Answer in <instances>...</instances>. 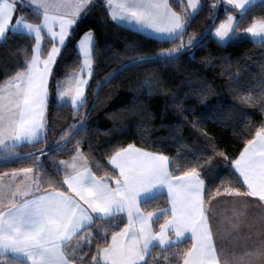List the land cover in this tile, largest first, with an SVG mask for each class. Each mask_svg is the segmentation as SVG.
Masks as SVG:
<instances>
[{"label": "snow or ice", "instance_id": "snow-or-ice-1", "mask_svg": "<svg viewBox=\"0 0 264 264\" xmlns=\"http://www.w3.org/2000/svg\"><path fill=\"white\" fill-rule=\"evenodd\" d=\"M176 2L182 4L183 0ZM18 3L28 8L39 23L28 22L25 16L13 22ZM256 3L216 0L204 5L201 0H186L187 7L181 14L173 10L169 0H0V43L9 35L35 40L31 57L24 60L23 67L0 81V161L30 159L35 165L0 174V264H88L85 257L93 240L96 252L91 264H229L221 256L224 248L218 250L214 238L212 201L227 196L254 197L264 202V121L231 162L246 190L222 183L214 193L208 189L207 196L202 165L185 167L135 144L117 148L109 157L107 163L117 174L98 177L77 141L71 160L60 161L66 191L52 188L51 178L45 180L47 173L41 175L43 165L36 155L22 158L17 148L42 142L49 130L46 111L53 69L78 24L93 8H105L111 20L134 25L159 43L180 42L170 50L137 57L132 61L135 66L169 64L210 41L220 47L240 41L264 47V18L253 20L243 33L239 32ZM204 7L211 11L209 27L199 37L188 35V26ZM221 12L225 13L224 22L216 26ZM230 12L236 15L227 14ZM46 38L52 47L45 54L41 45ZM95 46L94 33L86 32L76 46L78 69L68 66L65 78L55 81L56 100L70 106L74 114L87 102L85 92L93 74ZM24 51L27 53V49ZM111 78H105V83ZM252 91L259 94L242 96L241 101L253 107L259 105L258 110L264 114V82ZM85 127L86 118L66 133L78 136ZM62 139L64 146L71 142L70 138ZM60 147L57 143L52 150ZM95 167L99 170L101 165ZM52 168L57 173L62 171L55 164ZM165 193L167 207L147 208L157 194ZM242 214H237V220ZM117 217L121 220L115 222ZM97 221L103 229L98 228ZM229 223L237 233L233 240L238 242L241 223L231 218ZM257 223L264 235V222ZM244 227L251 229L253 225ZM253 260L264 264V239L252 251L243 252L236 264H253Z\"/></svg>", "mask_w": 264, "mask_h": 264}, {"label": "trees", "instance_id": "trees-1", "mask_svg": "<svg viewBox=\"0 0 264 264\" xmlns=\"http://www.w3.org/2000/svg\"><path fill=\"white\" fill-rule=\"evenodd\" d=\"M215 2L201 0L204 5ZM170 3L177 11L187 7L185 0L182 4L176 0H170ZM15 14L25 16L29 22L39 23V19L20 3ZM210 17V9L204 7L188 26L187 34L199 37L209 27ZM260 18H264L261 0L245 16L239 31H244L253 20ZM224 19L225 13L221 12L216 25ZM88 31L94 33L96 41L93 74L85 92L87 102L74 114L70 106H63L56 100L55 81L65 78L68 66H72L71 70L78 69L80 59L76 46ZM188 35L184 37L185 44ZM179 43H159L111 20L105 8H93L88 18L78 24L69 38L67 50L62 52V58L53 69L46 111L49 130L42 142L19 146V156L36 155L43 165L41 175L47 173L45 180L51 178L52 188L66 191L62 171L57 173L52 165L59 167L60 161L75 155L77 141L80 142V151L88 158L89 167L98 177L106 173L117 174L107 163L109 157L117 148L135 144L166 155L185 167L197 163L202 165L200 172L206 182V196L208 189L214 193L222 183L246 190L231 162L237 159L247 140L254 136L264 121L259 105L253 107L240 99L259 94L252 90L264 82V47L247 41L220 47L215 41H210L169 64L132 65L139 56L155 55ZM34 44V39L20 35H9L0 43V81L23 67L24 60L31 57ZM51 47L46 38L43 52L46 54ZM123 65L128 67L122 69ZM108 77L112 78L105 83ZM83 114L85 130L78 136L66 133L70 126L79 124L77 118ZM62 137L70 138L71 142L64 146ZM57 143L61 147L53 151ZM95 164L101 165L99 170ZM24 167L35 168V165L30 159L0 161V174ZM167 206L165 193L157 194L147 208L154 210ZM97 225L99 229L104 227L99 221ZM119 226L123 227V223ZM95 252L96 241L93 240L85 257L88 264H91Z\"/></svg>", "mask_w": 264, "mask_h": 264}, {"label": "crops", "instance_id": "crops-1", "mask_svg": "<svg viewBox=\"0 0 264 264\" xmlns=\"http://www.w3.org/2000/svg\"><path fill=\"white\" fill-rule=\"evenodd\" d=\"M259 1L260 0H257V2ZM173 10L183 14L182 11H177L174 8ZM230 15L235 16L236 14H230ZM20 16L22 15H14L13 22L15 21L16 18ZM121 25L137 30L136 26L134 25H127V24H121ZM143 34L147 35L146 33ZM70 160L71 159L63 160V161H70ZM59 166L63 171L64 170L63 165L60 164ZM245 202H247V207L244 206ZM212 211L215 215V220L213 221V231L215 233L214 238L217 241L218 250L221 247L224 248L225 251L221 254V256L222 259L227 258L229 264H236L238 257L242 255L243 252L252 251L256 246H258L260 240L264 239V235L261 234L259 223H257V222H264V202L259 201L258 198L219 196L217 197V199L212 201ZM240 213L243 214L239 215L237 220V214ZM229 218H231L233 222L241 223L242 227H241V232L239 233V236L241 238L238 240V242L236 240H233V237L237 236V233L233 230L232 224L229 223ZM249 224L253 225L251 229L244 227V225H249ZM249 236L250 238H246ZM75 242L76 241L74 240L73 244H75ZM234 253L235 255H233ZM253 264H261V262L253 260Z\"/></svg>", "mask_w": 264, "mask_h": 264}, {"label": "rangeland", "instance_id": "rangeland-1", "mask_svg": "<svg viewBox=\"0 0 264 264\" xmlns=\"http://www.w3.org/2000/svg\"><path fill=\"white\" fill-rule=\"evenodd\" d=\"M16 15V14H15ZM220 24V23H219ZM219 24H217L216 26H219ZM240 32V31H239ZM240 33H243V32H240ZM42 43H44V42H42ZM42 47H43V44H42ZM59 102V101H58ZM59 104H62L61 102H59ZM84 114L83 115H81V116H79L78 118H77V123H80V121L81 120H83V118H84ZM43 139H44V136H43ZM145 150V149H144ZM145 151H149V150H145ZM149 152H152V151H149ZM69 159H71V158H69ZM66 160H68V159H66ZM63 161V160H62ZM59 165H60V163H59ZM60 167V166H59ZM13 172V171H12ZM12 172H9V174L10 173H12ZM62 173H63V171H62ZM34 175V174H33ZM64 176V175H63ZM7 180H8V177H5V182H7ZM117 219H120L121 220V217H117ZM119 220H117L116 222H118ZM125 221H126V219H125ZM110 238V237H109ZM76 243V242H75Z\"/></svg>", "mask_w": 264, "mask_h": 264}]
</instances>
